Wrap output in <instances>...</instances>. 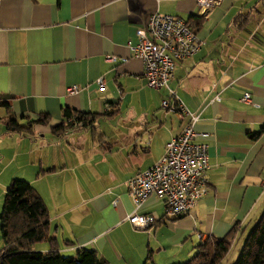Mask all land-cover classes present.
<instances>
[{
  "label": "crops",
  "instance_id": "1",
  "mask_svg": "<svg viewBox=\"0 0 264 264\" xmlns=\"http://www.w3.org/2000/svg\"><path fill=\"white\" fill-rule=\"evenodd\" d=\"M155 12L204 17L197 33L206 44L178 62L171 86L208 133L196 139L208 145V193L175 218L156 195L137 209L127 184L188 120L162 108L168 91L147 86L130 49ZM74 85L79 92L69 94ZM246 92L255 104L241 101ZM66 111L102 118L95 132L53 133ZM41 115L48 124L32 123ZM14 179L42 196L61 252L92 249L104 264H180L197 233L222 238L235 225L232 248L244 244L264 212V0H221L207 11L198 0H0L1 203ZM136 210L159 219L150 232L128 221Z\"/></svg>",
  "mask_w": 264,
  "mask_h": 264
},
{
  "label": "built area",
  "instance_id": "2",
  "mask_svg": "<svg viewBox=\"0 0 264 264\" xmlns=\"http://www.w3.org/2000/svg\"><path fill=\"white\" fill-rule=\"evenodd\" d=\"M220 2L221 0H198V5L201 10L207 11ZM136 34L138 41L129 45L133 56L143 62L147 86L166 89L168 95L162 100V108L167 112L177 113L181 119L188 116V120L181 132L170 140L164 154L153 166L128 179V193L137 209L151 195H156L165 203L166 218L181 217L189 214L208 193V145L206 142L196 141L200 137H207L208 133L196 130L200 115L185 106L171 83L178 62L197 54L206 43L188 25L186 19L160 12L153 13ZM106 60L116 62L119 59L115 55H106ZM106 83L105 76H100L96 81L100 90L105 89ZM78 92L77 85L68 88L69 94ZM219 99L220 97H216V100ZM241 101L255 104L250 92L244 93ZM66 121L72 124L64 130L67 135L84 126L74 115L67 117ZM128 221L135 229L150 232L159 219L153 214H140L136 210L128 217ZM197 236L199 240L206 239L201 233H197Z\"/></svg>",
  "mask_w": 264,
  "mask_h": 264
},
{
  "label": "trees",
  "instance_id": "3",
  "mask_svg": "<svg viewBox=\"0 0 264 264\" xmlns=\"http://www.w3.org/2000/svg\"><path fill=\"white\" fill-rule=\"evenodd\" d=\"M241 15L236 17L239 21ZM204 17L192 15L188 25L195 31L202 27ZM241 21V20H240ZM74 115L83 122V127H90L95 132L96 123L102 118L96 113L64 112L62 122L51 127L53 133L62 134L72 124L66 121ZM49 115H41L33 121L49 123ZM15 130L23 127L15 120L8 122ZM82 127V129H83ZM259 133L254 134V138ZM1 233L4 247L0 251V264H104L96 251L79 248L74 254L64 255L60 250L57 237L52 234L50 212L42 196L34 186L23 179L11 181L4 195L1 212ZM238 234L235 225L222 238L208 237L200 240L194 254L180 264H221L231 250ZM48 244V250L39 248ZM149 264H155L150 261ZM235 264H264V212L250 230Z\"/></svg>",
  "mask_w": 264,
  "mask_h": 264
},
{
  "label": "rangeland",
  "instance_id": "4",
  "mask_svg": "<svg viewBox=\"0 0 264 264\" xmlns=\"http://www.w3.org/2000/svg\"><path fill=\"white\" fill-rule=\"evenodd\" d=\"M100 130H104L103 129V124L102 126L100 127ZM3 204L4 202L1 203L0 201V217H1V212H2V209H3ZM251 230V229H250ZM249 230V232H250ZM248 232V234H249ZM248 236V235H247ZM198 238V236H197ZM247 238V237H246ZM245 242V241H244ZM4 247V241H3V236H2V233H1V221H0V251L2 250V248ZM243 248V241L242 243L238 244V246H234L228 253L227 257L222 261L221 264H235L236 263V260L238 259L239 257V254L241 252ZM64 255H70L69 253H66V252H63ZM189 260V259H188Z\"/></svg>",
  "mask_w": 264,
  "mask_h": 264
}]
</instances>
